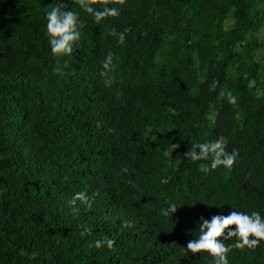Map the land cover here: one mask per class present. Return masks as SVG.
Wrapping results in <instances>:
<instances>
[{
	"label": "trees",
	"instance_id": "trees-1",
	"mask_svg": "<svg viewBox=\"0 0 264 264\" xmlns=\"http://www.w3.org/2000/svg\"><path fill=\"white\" fill-rule=\"evenodd\" d=\"M108 6L120 15L96 23L74 0H0V264H213L181 249L201 216H264V0ZM53 7L85 24L59 58L63 75L46 35ZM112 29L126 32L124 45ZM225 88L236 104L219 97ZM217 139L239 151L230 171L202 172L211 156L183 155ZM78 191L99 193L90 209L71 205ZM170 203L180 208L162 216ZM84 225L92 235L81 236ZM105 236L113 249L89 247ZM228 258L264 264V242Z\"/></svg>",
	"mask_w": 264,
	"mask_h": 264
},
{
	"label": "clouds",
	"instance_id": "clouds-1",
	"mask_svg": "<svg viewBox=\"0 0 264 264\" xmlns=\"http://www.w3.org/2000/svg\"><path fill=\"white\" fill-rule=\"evenodd\" d=\"M74 2L83 12L91 15L96 23H100L106 18L120 15L119 8L109 7L108 4L118 3L123 5L126 0H103L102 10H98L96 7L100 0H74ZM83 27H85V24L76 11L53 7L46 13V35L52 55L58 58L57 67L54 68V72L57 74H64L59 67V58L72 54L74 45L80 40V29ZM110 35L117 37L118 45L125 44L126 32H117L112 29ZM64 67H67V62H65ZM115 67L114 53L109 50L101 63L102 71L100 73L101 77L104 78L103 83L106 87H111L114 82L111 74L114 73ZM218 85L219 81L213 80L209 85V90L215 91ZM218 95L221 98L227 96L230 104H236L237 98L226 88L221 89ZM156 138L153 137V139ZM178 147V144H171L165 155L171 154ZM183 155L193 162L206 160L211 156L210 166L200 165L202 172L215 171L220 167L230 171L237 162L239 151L237 149H233L231 152L226 151L224 142L217 139L214 142L194 143L191 151H187ZM128 171L127 167L121 169L122 173ZM98 194L93 193L90 198L86 192L78 191L74 193L70 203L75 206L79 201L90 209L95 196ZM179 208L176 203H170L167 208L161 209V215L164 217L173 216ZM74 210L76 209L74 208ZM197 226L198 236L189 240L187 246L181 247V249L185 257L189 254L192 256L207 254L211 257L213 264H229L228 253L231 249L241 252L246 250L255 251L264 242V216L258 211H252L248 214L231 208L227 215L216 214L212 215L210 219L201 216ZM82 227L81 236L92 235L91 228L86 225ZM123 227L131 228L133 224L132 222H125ZM233 238V244L228 245L225 243V241L233 240ZM115 243L114 239L105 236L102 240L97 239L90 243L89 247L100 249L106 245L111 250Z\"/></svg>",
	"mask_w": 264,
	"mask_h": 264
}]
</instances>
